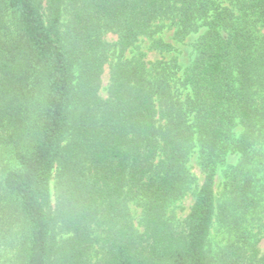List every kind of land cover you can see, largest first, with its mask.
Here are the masks:
<instances>
[{
	"label": "trees",
	"instance_id": "16d2710c",
	"mask_svg": "<svg viewBox=\"0 0 264 264\" xmlns=\"http://www.w3.org/2000/svg\"><path fill=\"white\" fill-rule=\"evenodd\" d=\"M166 24L177 43L198 36L184 95L166 69L157 79L124 62L145 39L172 52L156 37ZM107 33L120 52L104 99ZM263 130L264 0H0V255L10 264H91L96 228L104 264H264L255 246L209 253L219 209L227 215L218 169L248 158ZM196 149L205 181L176 225L168 209L197 187ZM231 170L226 194L254 208L252 177Z\"/></svg>",
	"mask_w": 264,
	"mask_h": 264
},
{
	"label": "rangeland",
	"instance_id": "374dc122",
	"mask_svg": "<svg viewBox=\"0 0 264 264\" xmlns=\"http://www.w3.org/2000/svg\"><path fill=\"white\" fill-rule=\"evenodd\" d=\"M68 18V17H67ZM163 31H160L156 36L163 39L167 43L174 45V50L170 53H159L150 50L151 42L148 39L138 42L134 47L130 48L124 55V62L136 63L140 62L150 72L152 78L162 79V69H166V80L169 90L175 94L181 91L183 95L182 82L184 74L188 66H190L194 59V47L198 36L189 37L183 43H177L173 40L174 30L169 29L168 25ZM105 41L112 46L110 51V61L106 66V71L103 76V89L100 95L107 99L109 97L110 74L111 66L117 61L119 56V49L117 44L119 42L118 35L114 33H107L104 37ZM153 72V74H152ZM155 81V79H154ZM259 140L249 155L248 158H240L239 156H230L226 161L220 165L216 177V194L219 206H226L227 215H223V211L219 209L216 223L214 224L212 235L209 243L210 256L215 260L219 253L228 246L234 244L250 249L255 246L259 252V256L264 253V130L258 134ZM200 151L196 149L190 157L188 168L191 174L197 179V187H193L188 193L179 201L173 203L168 209V217L176 225H183L189 216L192 207L195 204L196 196L199 188L205 181V173L201 166ZM232 167H240L245 170L247 174L252 177L254 181L253 200L255 201L254 208L248 211H242L236 204H233L229 195L225 192L226 173L231 171ZM53 188V203L56 206L58 197L61 194L59 185L58 172L55 171L52 181ZM134 223L139 227L142 210L134 203L129 204ZM94 236L99 239L93 246L90 253L91 264H104L107 247L104 244L103 238L105 232L101 230H94ZM11 258L7 252L3 251L0 255V264H10L8 260Z\"/></svg>",
	"mask_w": 264,
	"mask_h": 264
}]
</instances>
